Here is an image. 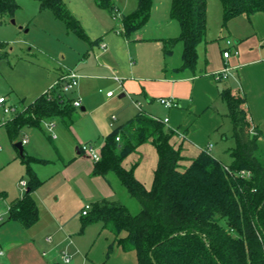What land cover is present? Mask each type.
<instances>
[{"label": "trees", "instance_id": "1", "mask_svg": "<svg viewBox=\"0 0 264 264\" xmlns=\"http://www.w3.org/2000/svg\"><path fill=\"white\" fill-rule=\"evenodd\" d=\"M37 1L41 9L50 10L69 30L88 40L82 23L63 0ZM152 1L137 0V7L123 15L125 36L147 21ZM97 2L111 13L118 11L113 0ZM221 3L224 24L239 14L264 12V0ZM18 7V0H0L1 19L13 17ZM171 15L180 23L181 32L168 39L166 50L182 42L181 67L194 69L198 45L207 34V0H172ZM221 96L228 106L235 140L230 164L204 149L188 167L179 169L181 152L171 143L176 131L168 129L163 120L140 112L107 135L94 173L115 172L141 209L132 213L121 201L103 198L83 215L82 228L101 222L123 250L137 253L139 264H264V134L252 125L245 96L234 94L231 88L222 89ZM72 105L73 99H66L60 90L43 93L4 124L11 137L22 140L25 129L41 128L43 122L70 115ZM149 140L159 156L150 189L136 178L133 168L123 166V160ZM23 159L27 187L20 198L10 202L8 220L29 227L39 219L33 192L42 184L31 163L46 160L27 157L25 148ZM112 249L110 244L107 256Z\"/></svg>", "mask_w": 264, "mask_h": 264}, {"label": "crops", "instance_id": "2", "mask_svg": "<svg viewBox=\"0 0 264 264\" xmlns=\"http://www.w3.org/2000/svg\"><path fill=\"white\" fill-rule=\"evenodd\" d=\"M72 11L82 19L77 9L72 8ZM222 11L223 6H221L220 14ZM81 19L79 18L82 23ZM208 23L207 6V32ZM123 30L106 36L99 32L96 40L87 33L90 46L91 43L96 44V60L84 58L81 64L73 66L79 71V84L73 89V96L66 97L65 92L63 93L65 98L70 100L81 96L83 103L80 107L72 105L74 109L70 115L52 120L53 125L58 127V136L51 135V137L53 141L56 139L59 141L55 147L58 148L64 161L63 178L55 182L52 190L49 189L48 197H45L46 202L41 205L42 212L38 205L42 199L34 190L33 196L39 207V219L36 223L25 227L18 221L30 231L31 238L37 237V241L44 240L47 243L45 238L49 235L52 238L56 236L61 239L60 242L65 243L66 246L63 249L71 255V264L73 258L81 252H85L86 260L89 259L90 264H139L137 253L133 250H123L115 242L113 232L103 228L101 222H92L82 228L84 205L93 204L103 198L121 201L119 192H122L121 185H123L115 172L110 171L105 175L94 173L95 161L81 150L82 143H93L101 151L107 135L115 127L144 112L160 120L168 118L166 127L176 131L171 138V143L180 150L182 156L179 162L180 169L188 167L204 149H209L215 157L228 165L232 160L230 149L235 146V140L234 145L227 144L228 136L223 130L226 121L224 116L228 115V106L221 96V91L225 88H231L234 94L245 96V106L251 123L264 134V12L258 11L250 15L239 14L229 20L226 24V34L220 37L226 39L221 42L212 41L211 43L206 34V39L198 45L199 57L194 69L181 67L183 44L179 48L181 53L179 61L171 63L166 59L174 51L173 48L169 52L166 50L168 39L178 35L152 37L154 38L151 40L154 43V55L157 61L161 59V64L157 67L154 64L144 69L140 45L147 39L140 35L127 37L123 34ZM90 33L93 32L90 31ZM227 40H231L232 49L238 51L228 59L223 56V50L228 47ZM102 43L107 45L105 50L101 47ZM200 48L204 49L201 61ZM226 65L231 68V75L225 80L216 81L215 73ZM69 69H62V74ZM114 76L121 78V83ZM101 84L109 87L108 91L114 88L120 89L119 97L127 95L131 102L112 100L115 92L112 96L107 94L100 96L98 89ZM159 97H174L179 102V106L167 108L158 102ZM14 105L19 109L25 107ZM26 130L23 134L24 137H28L26 142L28 144L30 140ZM63 146L67 148L75 146V152L67 159L62 154ZM227 153L230 155L228 161ZM129 155L123 160V166L130 169L132 164H136L135 170L133 168L134 175L150 189L159 159L155 145L150 140L146 141ZM53 194H57L55 199ZM19 196L21 197L22 194L16 195L12 200ZM9 203L6 208L8 215ZM92 233V240L86 242V235ZM51 240L49 239L48 243L51 244ZM15 242L14 239L5 241L6 249L0 243V250L4 251V254L0 256V263H11L15 259L17 252L20 251ZM30 242L36 244L34 238ZM110 244H113L115 248L106 259H102L98 252L95 254V245H98L100 250H106ZM27 247L30 251L28 252L30 262L25 258L27 263L60 262L63 264L59 256L63 249H54L55 255L51 254L47 257V253L39 252L36 245H27ZM78 258L79 256L77 261Z\"/></svg>", "mask_w": 264, "mask_h": 264}, {"label": "rangeland", "instance_id": "3", "mask_svg": "<svg viewBox=\"0 0 264 264\" xmlns=\"http://www.w3.org/2000/svg\"><path fill=\"white\" fill-rule=\"evenodd\" d=\"M63 1L70 11L72 8L77 9L78 14L82 16V19L78 17L81 19L83 27L93 40L98 39L99 36L96 35L99 32L100 34L104 33L106 36L107 34H116L118 30H123V15L132 12L137 7V0H113L118 7V11L111 13L105 7L100 6L97 0ZM18 3L19 7L13 17L7 16L3 20L0 17V96H5L9 102L23 107L28 106L39 95L46 93L55 80L62 75V69L72 68L78 73V69L73 66L81 64L84 58L95 59L97 49L96 44L91 43L90 46L87 40L69 30L50 10H42L37 0H18ZM221 4V0H207L209 12L207 37L211 43L212 41L215 43L226 39L220 38L226 34L223 11L220 14ZM171 5L172 0H153L149 18L132 34L147 39V41H142L140 45L143 58L142 67L144 69H148L154 64L156 67L161 64V59L157 61L154 55V43L151 41L154 38L152 37L157 35H179L181 32L180 23L171 15ZM72 13L74 12L72 11ZM74 15L77 17L75 13ZM90 31L93 33H90ZM216 32L218 33L215 34ZM150 37L152 39L148 40ZM180 46H182V43L178 42L177 45L172 47L174 50L172 55L166 57L168 62L176 63L180 60ZM201 50L200 48V61L203 59L204 52V49L202 53ZM111 87L113 88V86ZM107 89L109 87L101 84L98 89L100 96H105L108 92ZM113 91L115 96L112 100L131 102L130 97L127 95L122 98L119 97L121 94L120 89L114 88ZM73 93V89L65 92L66 97L73 96ZM16 108L19 109V107ZM80 112V109H78V113ZM12 116L5 114L3 106L0 105V212L4 215V220H0V243L6 249L5 241L14 239L16 241L15 245L17 244L20 251L17 252L11 263L0 264H30L27 263V261L30 262L28 258V252L30 253V251L27 245H36L39 252L44 251L47 253V257L51 254L54 256L55 250H61L66 246L65 243L60 242L61 239L56 236L52 238L50 235L45 238L47 243L44 240L37 241V237L34 236L36 244L31 243L30 240L33 238H31L30 231L18 221L8 220V210L6 208L9 201L16 195L24 194L25 191L21 189L20 182L22 180L28 181L26 164L16 147V143L21 139L11 137L8 128L4 124V121ZM224 117H226V121L223 130L228 136L227 144L234 145L232 123L228 115ZM57 128L53 125L52 129H49L47 124L43 122L41 128H27L26 130L30 141L28 144L24 143L25 155L46 160L32 161L31 163L36 175L42 180V184L35 189L42 199L38 202L41 212V205L46 202L45 197H48L49 189L52 190L55 182L63 178L64 161L58 148L55 147L59 141L58 139L52 141L48 136L49 134L58 136ZM64 147H62V154L67 159L69 155L75 152V146ZM228 155L227 153V161L230 157ZM136 166V164H132L130 169L134 168L135 170ZM181 170H184V168ZM150 185L151 188L153 181ZM121 186L122 192H119V195L122 203L132 213L140 211L139 201L128 192L124 185ZM56 195L53 194L54 199ZM92 235L93 233L86 235V242L92 240ZM77 236H80V234H77ZM48 238L52 239L51 244L48 243ZM95 246V254L98 252V255L103 257L102 259H106L109 248L100 250L98 245ZM113 249L109 255L113 253ZM78 256L73 258L72 264L79 262L80 264L91 263L89 259L86 260L85 252H81ZM25 258L27 261H25Z\"/></svg>", "mask_w": 264, "mask_h": 264}, {"label": "built area", "instance_id": "4", "mask_svg": "<svg viewBox=\"0 0 264 264\" xmlns=\"http://www.w3.org/2000/svg\"><path fill=\"white\" fill-rule=\"evenodd\" d=\"M232 41L231 40H227V49L223 50V56L224 58L228 59L232 54H237L238 51L236 49H232ZM101 47L105 50L107 45L106 43H102ZM231 75V68L226 65L224 66L221 70L217 71L214 75V78L216 81H221V80H225L227 79L229 76ZM79 78L80 75L75 72L72 69L67 70L66 72H64L55 82L54 84L49 88V90L46 92L48 94H50L52 91H56V90H60L61 92H66L69 91L70 89H74L78 86L79 84ZM114 78L121 83V78H119L118 76H114ZM114 94V91H108L107 95L108 96H112ZM158 102L161 103L162 105H164L167 108H174V107H178L179 106V102L177 101V99H175L174 97H159ZM83 103L82 97L78 96L76 98L73 99V105L75 107H80ZM0 105L3 106L4 108V113L8 114V115H14V113L17 111V108L14 104L10 103L7 98L5 96H0ZM116 117L113 115V119H115ZM165 123L168 122V118H165L163 120ZM5 123V121H4ZM47 126L49 127V129H52L53 127V122H47L46 123ZM55 136V135H54ZM23 144L26 143L28 141V137L25 136L23 139ZM81 150L88 154L94 161H98L101 159V151L99 149V147H97L96 145H94L93 143H82L81 144ZM244 171H242L243 173ZM22 190L25 191L26 187H27V183L25 180H22L20 182ZM91 209V204L87 203L84 205L83 209H82V214L86 215L89 210ZM0 220H3V214L0 212ZM4 254L3 250H0V256ZM45 254V252H44ZM60 256V260L63 264H71V255L69 254V252L65 249L61 250L59 253Z\"/></svg>", "mask_w": 264, "mask_h": 264}, {"label": "water", "instance_id": "5", "mask_svg": "<svg viewBox=\"0 0 264 264\" xmlns=\"http://www.w3.org/2000/svg\"><path fill=\"white\" fill-rule=\"evenodd\" d=\"M16 147L18 148L20 155L23 156L24 155V144H23V141L22 140L18 141L16 143Z\"/></svg>", "mask_w": 264, "mask_h": 264}]
</instances>
